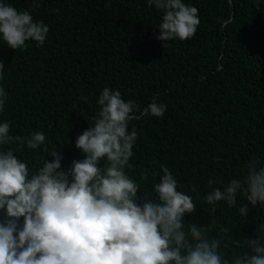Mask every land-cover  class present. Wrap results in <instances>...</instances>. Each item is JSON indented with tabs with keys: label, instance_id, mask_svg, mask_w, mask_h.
<instances>
[{
	"label": "trees",
	"instance_id": "trees-1",
	"mask_svg": "<svg viewBox=\"0 0 264 264\" xmlns=\"http://www.w3.org/2000/svg\"><path fill=\"white\" fill-rule=\"evenodd\" d=\"M49 27L42 47L26 42L13 50L0 40L8 99L0 120L10 134L43 132L47 143L16 154L30 172L58 151L62 168L84 154L76 138L93 123L101 91L119 90L141 111L153 100L167 105L163 117L133 115L138 133L126 171L144 195L155 198L162 166L179 182L196 211L187 224L212 229L230 259L247 251L264 223V206L249 204L247 217L223 201L215 211L202 198L213 188L247 175L255 158L264 166V5L260 0H184L198 9L200 24L185 40L157 39L163 12L147 0H7ZM11 147H19L16 144ZM46 149V150H45ZM103 163V162H102ZM214 180L211 187L209 180ZM21 218L20 223H22ZM221 228H227L230 240ZM232 241H239L237 247ZM227 244V247H225Z\"/></svg>",
	"mask_w": 264,
	"mask_h": 264
},
{
	"label": "clouds",
	"instance_id": "clouds-1",
	"mask_svg": "<svg viewBox=\"0 0 264 264\" xmlns=\"http://www.w3.org/2000/svg\"><path fill=\"white\" fill-rule=\"evenodd\" d=\"M36 0H33L35 5ZM162 10L157 39L164 42L191 38L200 24L198 9L184 0H147ZM49 27L34 21L29 10L18 11L0 0V40L13 50L34 41L42 47ZM5 62L0 60V81ZM8 93L0 84V114ZM94 122L75 146L83 154L62 168L63 155L52 152L35 171L16 153L25 145L36 150L47 143L43 132L28 136L10 134L11 122L0 120V264H264V223L256 237L246 238L247 251L230 259L221 252L222 240L212 229L187 224L185 214L196 211L193 198L179 191V182L167 167L153 185L155 198L143 194L129 177L138 133L129 122L141 116L163 117L167 105L153 100L142 111L119 90L105 87L97 101ZM19 147L14 148L11 145ZM46 150V149H45ZM103 162V163H102ZM247 175L213 188L202 203L215 211L218 202L236 206L247 217L249 204L264 206V166L255 158L246 163ZM216 181L209 180L211 187ZM23 218L22 223H20ZM228 229L220 233L230 240ZM239 247V241H232ZM227 247V244H225Z\"/></svg>",
	"mask_w": 264,
	"mask_h": 264
},
{
	"label": "water",
	"instance_id": "water-1",
	"mask_svg": "<svg viewBox=\"0 0 264 264\" xmlns=\"http://www.w3.org/2000/svg\"><path fill=\"white\" fill-rule=\"evenodd\" d=\"M260 2L264 5V0H260Z\"/></svg>",
	"mask_w": 264,
	"mask_h": 264
}]
</instances>
